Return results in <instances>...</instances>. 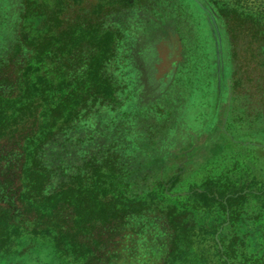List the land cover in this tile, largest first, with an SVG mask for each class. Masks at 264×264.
<instances>
[{
	"label": "rangeland",
	"instance_id": "rangeland-1",
	"mask_svg": "<svg viewBox=\"0 0 264 264\" xmlns=\"http://www.w3.org/2000/svg\"><path fill=\"white\" fill-rule=\"evenodd\" d=\"M263 4L0 0V189L36 152L50 189L93 172L130 207L125 264H264ZM56 107L74 112L44 141ZM0 264L76 263L23 233Z\"/></svg>",
	"mask_w": 264,
	"mask_h": 264
},
{
	"label": "trees",
	"instance_id": "trees-1",
	"mask_svg": "<svg viewBox=\"0 0 264 264\" xmlns=\"http://www.w3.org/2000/svg\"><path fill=\"white\" fill-rule=\"evenodd\" d=\"M256 14L253 27L264 33V4L257 9ZM250 21L252 18L246 15L241 23H251ZM46 44V41L37 43L34 59L40 62L43 60ZM243 69L241 66L240 70ZM29 110L23 109L20 115L23 117ZM34 112L35 117L38 110L34 109ZM73 112L72 108H52L49 111L50 121L44 141L63 126L62 114L70 118ZM39 137L41 138L37 134L38 143ZM35 155L36 152L30 165L22 171L21 178L27 183L22 193H15L17 196L10 197L7 189H0V200L7 204L6 208H0V251L8 248L21 234L27 233L33 237L47 236L57 252L72 258L76 264H125L124 250L129 242L126 239L129 226L126 214L130 207L117 203L113 198L98 199L97 194H93L94 190L90 189L92 177H97L93 172L84 180H77L76 176L64 186L50 189V172L40 166ZM81 194L85 197H81ZM180 203L183 206L189 205L186 200ZM134 206L140 207L141 204ZM25 215L28 220L23 219ZM177 238L178 233L172 241ZM111 247L117 253H113Z\"/></svg>",
	"mask_w": 264,
	"mask_h": 264
}]
</instances>
